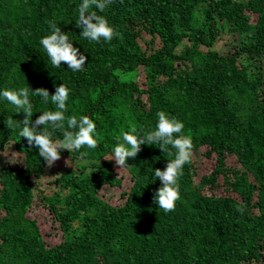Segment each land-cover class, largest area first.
Segmentation results:
<instances>
[{
    "label": "trees",
    "instance_id": "16d2710c",
    "mask_svg": "<svg viewBox=\"0 0 264 264\" xmlns=\"http://www.w3.org/2000/svg\"><path fill=\"white\" fill-rule=\"evenodd\" d=\"M81 3L0 0V93L64 83L65 115L89 116L99 133L95 149L63 150L67 167L38 189L56 163L47 168L19 135L24 114L0 95V151L23 160L0 164V264H264V0H113L98 14L121 36L99 42L79 35ZM50 20L87 57L83 71L52 66L40 44ZM225 34L239 43L220 52ZM30 99L33 120L55 110ZM159 111L193 143L167 213L153 201L154 169L173 156L142 145L120 170L105 159L131 125L154 130ZM40 204L57 222L55 243L28 214Z\"/></svg>",
    "mask_w": 264,
    "mask_h": 264
},
{
    "label": "clouds",
    "instance_id": "9594fccd",
    "mask_svg": "<svg viewBox=\"0 0 264 264\" xmlns=\"http://www.w3.org/2000/svg\"><path fill=\"white\" fill-rule=\"evenodd\" d=\"M113 0H82L78 8L76 27L81 29L80 36L99 42L101 39L111 41L113 37L121 36L114 30L103 13ZM95 9V10H93ZM51 33L41 38L40 44L45 50L53 67L66 64L74 72L83 71L87 57L78 47L73 45L66 32L61 30L54 21H47ZM7 101L20 109L24 114L22 130L19 135L26 139L29 147L38 149V154L46 162V167L51 168L61 159V152L78 151L82 147L95 149L98 145L99 133L96 123L87 115L77 118L75 115L66 116L67 101L70 89L60 83L53 94L45 87H37L33 90L29 85L18 90H4L0 93ZM30 96H38L43 104L49 102L55 105L54 111H43L33 120V104ZM157 123L154 130H145L131 125L128 131L117 137L118 142L112 150L108 160H114L120 170L126 166L129 158H136L142 150V145H155L162 152H168L173 156L168 160L164 169L155 168L154 177L159 178V187L153 196L154 203L165 213L175 209L176 201L180 199L179 179L183 175L184 165L190 163L193 143L190 136L182 135L184 124L175 117H170L165 111L157 113ZM4 123L7 128L18 127L12 117H8ZM42 126V127H41ZM62 134V139H54L56 133ZM169 147L175 149V153L169 151ZM87 155L82 152L81 156ZM237 211L242 212L243 208Z\"/></svg>",
    "mask_w": 264,
    "mask_h": 264
},
{
    "label": "rangeland",
    "instance_id": "374dc122",
    "mask_svg": "<svg viewBox=\"0 0 264 264\" xmlns=\"http://www.w3.org/2000/svg\"><path fill=\"white\" fill-rule=\"evenodd\" d=\"M239 43V40L236 39V34H225L222 36L216 43V49L220 52H228L233 46H236ZM22 156L20 154L15 153L10 147L5 148L0 151V164L6 165V163L14 165L22 163ZM69 162V161H68ZM67 161L64 159L58 160L56 164L50 169L48 174L42 176V178L38 181L36 187L38 189H51L53 184L51 181L57 176L58 172L67 167ZM119 192L114 191V189H106L105 196L111 199H116ZM28 214L32 217H35L38 221L42 236L48 239L46 242L55 243V239L52 237L56 236V232L58 230L57 222H55L50 212L40 204L39 207L35 210L30 209Z\"/></svg>",
    "mask_w": 264,
    "mask_h": 264
}]
</instances>
